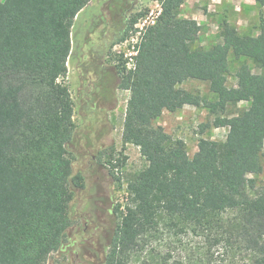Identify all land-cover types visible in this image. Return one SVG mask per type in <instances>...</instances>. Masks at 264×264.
Wrapping results in <instances>:
<instances>
[{
  "label": "trees",
  "instance_id": "trees-1",
  "mask_svg": "<svg viewBox=\"0 0 264 264\" xmlns=\"http://www.w3.org/2000/svg\"><path fill=\"white\" fill-rule=\"evenodd\" d=\"M90 1H0V264H46L72 224L74 191L85 184L66 147L75 123L62 79L74 21ZM155 1L161 11L134 68L120 58L114 66L117 88L129 92L121 142L137 147L146 166L127 182L104 264H179L172 253L186 237L200 241L199 264H212L215 253L226 264H264V182L250 177L264 171V35L222 22V43L193 49L200 26L179 17L185 0ZM145 14L127 15L109 48ZM232 60L236 85L228 87ZM189 80L209 84L213 97L178 88ZM184 105L227 129L222 141L200 138L191 158L155 125L161 112Z\"/></svg>",
  "mask_w": 264,
  "mask_h": 264
},
{
  "label": "rangeland",
  "instance_id": "rangeland-1",
  "mask_svg": "<svg viewBox=\"0 0 264 264\" xmlns=\"http://www.w3.org/2000/svg\"><path fill=\"white\" fill-rule=\"evenodd\" d=\"M157 5L155 0H91L74 21L67 74L62 79L74 106L75 130L66 147L72 172L84 177L85 186L74 191L70 206L72 224L61 249L52 253L46 264H104L126 202L127 182L146 166L137 147L121 142L129 92L117 88L119 76L114 66L119 61L113 47H109L122 30L127 15L156 11ZM179 17L193 19L200 26L193 49L222 43V22L229 23L242 35H264L261 30L264 6L256 0H185ZM246 62L252 72H258L251 60ZM237 66V61H230L228 87L236 85ZM178 88L208 98L214 95L209 84L194 80ZM237 107L247 108L248 104L240 103ZM212 123L213 117L206 110L188 105L177 106L172 113L163 111L155 120V125L183 141L189 158L196 153L200 138L224 139L227 129L213 128ZM202 125L209 127L200 133ZM114 164L119 166L112 168ZM250 177L264 182V171ZM199 248V240L186 237L172 255L179 264H199L198 257L202 254ZM213 260L212 264L227 262L217 253Z\"/></svg>",
  "mask_w": 264,
  "mask_h": 264
},
{
  "label": "built area",
  "instance_id": "built-area-1",
  "mask_svg": "<svg viewBox=\"0 0 264 264\" xmlns=\"http://www.w3.org/2000/svg\"><path fill=\"white\" fill-rule=\"evenodd\" d=\"M157 6L158 8L156 11H149L143 17L138 19L133 26V30L126 39L113 46V52L118 58L123 60L127 70L134 68V58L137 55L141 39L146 30L155 24L156 19L160 14L161 9L159 4Z\"/></svg>",
  "mask_w": 264,
  "mask_h": 264
},
{
  "label": "crops",
  "instance_id": "crops-1",
  "mask_svg": "<svg viewBox=\"0 0 264 264\" xmlns=\"http://www.w3.org/2000/svg\"><path fill=\"white\" fill-rule=\"evenodd\" d=\"M189 19V18H188Z\"/></svg>",
  "mask_w": 264,
  "mask_h": 264
}]
</instances>
